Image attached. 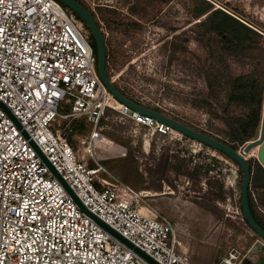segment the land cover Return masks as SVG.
<instances>
[{
  "label": "built area",
  "instance_id": "2783aa9c",
  "mask_svg": "<svg viewBox=\"0 0 264 264\" xmlns=\"http://www.w3.org/2000/svg\"><path fill=\"white\" fill-rule=\"evenodd\" d=\"M81 1L100 24V5ZM62 102L70 113H59ZM107 109L179 134L110 94L91 44L59 1L0 0V264H192L151 196L81 163L54 126L58 118H86L93 148ZM223 262L243 258L233 252Z\"/></svg>",
  "mask_w": 264,
  "mask_h": 264
},
{
  "label": "rangeland",
  "instance_id": "374dc122",
  "mask_svg": "<svg viewBox=\"0 0 264 264\" xmlns=\"http://www.w3.org/2000/svg\"><path fill=\"white\" fill-rule=\"evenodd\" d=\"M94 1L100 5L96 12L112 57L109 76L114 85L128 87L144 103L167 109L180 122L195 130L226 137L228 127L217 118L221 112L205 103L207 86L201 72L210 66V53L201 40V33L195 31L199 21L191 19L193 0ZM217 2L227 12L264 34V0ZM114 14L116 23H106ZM76 25L86 36L84 25L79 21ZM252 54L259 59L253 69L259 64L262 68L264 51L256 50ZM253 69L246 67L247 71ZM70 112L71 107L62 102L59 113ZM85 119L76 121L80 127H85L83 134L70 132L74 120L69 122L58 118L54 126L64 136L69 135L81 163L94 165L91 167L99 165L107 176L109 174L150 195V203L174 227L180 243L177 251L187 254L192 264H218L234 251L244 253L254 242L264 243L245 225L234 208L232 189L238 188L240 174L232 161L205 149L196 141L182 140L181 134H169L181 142L176 148L170 140L154 135L152 128L144 129L133 124L125 133L115 125L106 126L102 131L105 138L90 148L87 136L91 125ZM151 143L157 146L154 153L150 149ZM183 146L194 154L203 152L205 157H216L223 164L224 176L220 179L214 176L210 181L190 180V191L186 192L184 177L173 170L164 174L167 161L172 167L178 163L170 157L176 156V151ZM126 155L138 163L141 173L131 170L129 159H120ZM247 158L254 168L258 162V148L253 149ZM164 180L169 182L159 189Z\"/></svg>",
  "mask_w": 264,
  "mask_h": 264
},
{
  "label": "trees",
  "instance_id": "16d2710c",
  "mask_svg": "<svg viewBox=\"0 0 264 264\" xmlns=\"http://www.w3.org/2000/svg\"><path fill=\"white\" fill-rule=\"evenodd\" d=\"M76 1L85 7L81 0ZM63 7L76 23L78 21L81 22L85 29L89 32L87 33L86 31V38L93 48L97 64L98 50L94 37L80 17L69 10L65 5H63ZM115 18L116 16L114 14V16H111L110 19L106 20V23H116ZM191 19L193 21H199L195 25V31L201 33V40L205 42V46L209 49L210 53V66L201 72V76H203L207 86L205 103L207 106L216 107L221 112L218 114L217 118L228 127V131L225 133L226 137H217L214 134L202 130L200 132L209 135L238 151L239 148L244 146L246 143L256 139L260 133L264 107V59L262 68L259 64L258 67L253 69V65H255L259 59H255L252 52L256 50L264 51V35L251 28L235 16L220 9L214 10L213 5L204 0H193ZM95 20L100 27L97 18H95ZM234 64H236L235 69ZM247 66H251L253 70L247 71ZM236 69L240 71H236ZM107 72L109 75V68H107ZM116 87L122 95L131 101L148 109L163 113L176 119L177 121H181L177 116L171 115L168 110L163 107H156L155 105L144 103L138 97L133 95L132 91L128 87ZM211 112L213 111L211 110ZM73 120L74 124H71L72 128L70 132H79L80 134L85 133V127H80V125L76 123V121L80 120V118ZM73 120H69V122ZM131 124L137 127H143L144 129L149 128L142 124H138L131 119L122 117L119 113L113 111L112 109H107L101 117L99 131L103 138H105L102 131L103 129L105 130L106 126L109 127L110 125H115L119 130H122L123 133H125ZM104 134L107 136L105 131ZM154 135L170 140L173 143L172 146H176V148L181 145L180 141L172 139L169 134H162L154 130ZM181 136L184 141L191 140L186 136ZM65 137L71 143L69 135H65ZM201 145L205 149H210L211 151L216 152L226 160L232 161L223 153L215 151L205 144ZM150 149L152 153L156 152V144L151 143ZM170 152H172L171 149ZM175 154L177 155L170 157V159H174V161H178V163L174 164V167H172L170 161H167V165H164V174H168L173 170L176 171L178 175L184 177L187 181V191L185 189L186 192L190 191V180L194 181V179L199 178L210 181L211 179L213 180L214 176H216L217 179L224 176V168H222L223 164L216 157H205L203 152L194 154L191 149L186 146H183L180 151H176ZM120 159H129L131 162V165L129 166L131 170H134L137 173L140 171L141 173L138 163L131 157L126 155ZM233 163L238 167L240 174V180L237 184L238 188L232 189L233 203L237 214L240 215L243 220L241 210L243 174L239 166L235 162ZM251 169L252 178L249 192L251 210L255 220L264 230V168L259 162H256V166L254 168L251 166ZM100 175L109 178L107 174H104L103 172H101ZM167 181L169 182V180ZM167 181L164 180L163 185H161L159 189L167 184ZM221 189L223 190V188ZM245 225L248 227L246 223Z\"/></svg>",
  "mask_w": 264,
  "mask_h": 264
},
{
  "label": "water",
  "instance_id": "95a60500",
  "mask_svg": "<svg viewBox=\"0 0 264 264\" xmlns=\"http://www.w3.org/2000/svg\"><path fill=\"white\" fill-rule=\"evenodd\" d=\"M61 4L65 5L69 10L75 13L88 27L90 33L95 39L97 50H98V58H97V71L98 75L110 92V94L121 104L129 107L131 110L141 114L142 116L152 118L157 122L165 124L172 128L174 131L179 134L190 138L193 141H196L201 144H205L208 147L214 149L215 151L223 153L225 156L230 158L233 162H235L242 171L243 179H242V188H241V210L243 221L248 225L252 232L255 233L260 239L264 241V230L259 226L257 221L254 218V215L251 210L250 204V183L252 178V169L249 161L245 158L244 155L250 154V152L258 148V162L264 168V107H263V117L260 128L259 138L255 141H251L247 143V145L243 149V154L238 153V151L232 149L230 146L214 139L213 137L206 135L200 131H197L184 123L177 121L176 119L169 117L163 113L148 109L144 106H141L130 99L126 98L124 95L120 93L117 87L109 78L107 72V47L104 35L100 30L97 22L95 21L91 12L86 9L83 5L78 3L76 0H57ZM106 227V226H105ZM110 232L115 234L110 228L106 227ZM116 235V234H115ZM121 238V237H120ZM124 242H126L123 238H121ZM137 251H139L137 249ZM235 252V251H234ZM144 255L143 253H141ZM238 254V253H236ZM145 256V255H144ZM146 257V256H145ZM150 260L148 257H146ZM230 258V255L227 256V259ZM153 264L152 260H150ZM224 263V262H223Z\"/></svg>",
  "mask_w": 264,
  "mask_h": 264
},
{
  "label": "crops",
  "instance_id": "0c3cea01",
  "mask_svg": "<svg viewBox=\"0 0 264 264\" xmlns=\"http://www.w3.org/2000/svg\"><path fill=\"white\" fill-rule=\"evenodd\" d=\"M243 258L242 264H264V243L254 242L247 251L240 253ZM227 258H222L218 264H221L223 260Z\"/></svg>",
  "mask_w": 264,
  "mask_h": 264
},
{
  "label": "flooded vegetation",
  "instance_id": "af4514ba",
  "mask_svg": "<svg viewBox=\"0 0 264 264\" xmlns=\"http://www.w3.org/2000/svg\"><path fill=\"white\" fill-rule=\"evenodd\" d=\"M109 38H111V35L108 33V35H107ZM111 59H112V57H111V55H110V49H109V47H108V45H107V68H109V70H110V68H111Z\"/></svg>",
  "mask_w": 264,
  "mask_h": 264
}]
</instances>
